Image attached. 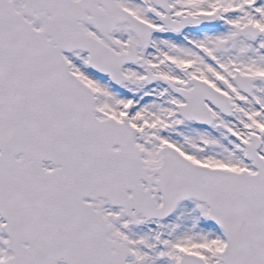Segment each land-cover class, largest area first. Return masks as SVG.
<instances>
[{
    "label": "water",
    "instance_id": "water-1",
    "mask_svg": "<svg viewBox=\"0 0 264 264\" xmlns=\"http://www.w3.org/2000/svg\"><path fill=\"white\" fill-rule=\"evenodd\" d=\"M27 1L33 4L30 9H24L25 14L32 9L52 15L46 20L44 30L34 37L27 30L28 24L13 11L12 4L0 0V65L3 55L15 70V74L0 78L3 100L0 102V213L7 221L4 229L10 239L9 249L14 254L6 264H57L59 261L65 264H125L129 254L127 247L107 241L105 234L109 228L100 214L85 219L79 200L91 196L86 192L91 189L90 192L101 194L113 205L122 206L127 215L131 209L142 213L152 211L153 214L156 210L152 209V203L143 205L148 198L138 184L140 179H145L149 185L153 172L148 178L142 170L139 172L132 166L138 161L129 143L130 135H126V146L123 145L122 152L117 154L110 148L119 133H114L108 141L103 136L97 140L93 138V128L85 118L91 121L89 97L81 93L72 108L78 117L74 119L64 99L70 90L57 81L53 72L54 58L57 59L61 49L84 48L90 55L94 54V65L99 67L98 53L105 49L84 37L75 23L82 18L86 8L94 13L93 23L102 28H113L115 19L123 22L125 17L114 14L113 0H100L111 12L105 17L93 10L98 0L79 4L69 0ZM131 26L138 31L136 25L132 23ZM101 31L106 35V29ZM47 34L52 37L51 41L45 39ZM30 35L34 38V46L27 39ZM111 57L117 64L112 68L115 74L124 63L135 60L132 52L129 57ZM112 78L120 83L116 75ZM65 82L77 94L73 83ZM5 119L7 122L3 126ZM16 154H22L24 159L14 161ZM43 159L64 165L65 169L56 171L55 177L41 176L38 165ZM29 176L39 178L46 186L44 203L35 209L25 198L26 190L30 188V180L26 181ZM182 176L184 172L180 169L166 175L164 193L168 190L171 197L186 193L203 200L208 197L211 206L228 208L227 220L237 233L232 231L234 245L229 254L230 261L243 254L240 264H264V211L260 209L264 200V177H241L232 182L211 181L213 177H206V180L201 176L197 179L202 182H194ZM80 177H83L81 182ZM98 178H101V184ZM157 184L162 187V177ZM126 190L132 191L131 198L125 197ZM252 201H255L253 206L248 204ZM251 218L253 220L249 222ZM258 227L261 228L255 234L250 233ZM255 236L258 238L254 239ZM23 243H28L29 247H23ZM113 247L115 253L111 252Z\"/></svg>",
    "mask_w": 264,
    "mask_h": 264
},
{
    "label": "rangeland",
    "instance_id": "rangeland-1",
    "mask_svg": "<svg viewBox=\"0 0 264 264\" xmlns=\"http://www.w3.org/2000/svg\"><path fill=\"white\" fill-rule=\"evenodd\" d=\"M220 1L222 6L216 8V0H169L171 11L167 16L174 22L179 17L187 18L198 12L213 13L215 10L227 22H217L219 28L209 34L192 32L186 26L182 30L183 34L177 36L163 27L161 29L148 16L143 3L149 5V0H116L117 4L154 27L151 32L152 42L144 50L126 26L118 27L106 42L114 52L125 53L130 41L138 61H141L139 65H125L122 69L127 83H123L119 91L128 94L127 100L111 91L105 82L91 76L85 66V54L67 55L71 71L88 86L92 95L94 91L98 97L99 101H96L93 96L98 118L103 117L98 108H103L115 118L118 113L130 112V123L136 128L134 144L145 167L154 169L161 164L160 148L163 143H167L195 164L237 172L242 169L247 172L252 170L250 165L241 160L239 153H233L227 147V143L239 152L241 142L247 143L251 135H260L264 142V135L260 133V130L264 132V118L259 106L254 108L240 94L241 105L236 106L234 103L233 113L229 117L211 108L214 123L211 130H205L177 116L172 103L183 104L178 96L170 91L163 95L160 83L146 85L143 82L145 74L142 61L149 65L155 76L177 82L178 87L182 88L188 87L187 77L201 78L215 87L217 77L230 80L234 76L233 70L237 68L241 75L251 80L254 94L261 101L262 85L259 80L264 77V35L253 43L247 37L236 38L235 29L248 25L250 20L256 25L259 22L256 9L264 12V0L258 5L254 2L257 0ZM20 7L16 4L18 10ZM31 21L36 29L42 27L41 20ZM84 28L89 34L100 38L92 27L84 25ZM197 47H204L210 53L212 64L199 55ZM130 106L131 111L126 110ZM258 152L264 158V143ZM153 188L155 192L152 195L158 206L159 191L157 187ZM97 203L111 225L108 237L128 241L132 255L127 258V264H177L180 257L187 253L202 257L206 264H220L219 253L224 248V241L207 220L208 208L204 204L184 202L178 205L176 214L167 220L146 221L136 217L139 224L132 225L133 222L122 216L119 209L111 208L103 200ZM2 225L0 219V264L10 256Z\"/></svg>",
    "mask_w": 264,
    "mask_h": 264
}]
</instances>
